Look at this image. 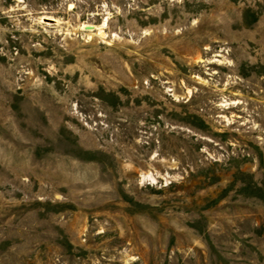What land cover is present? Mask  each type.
<instances>
[{"label":"rangeland","instance_id":"1","mask_svg":"<svg viewBox=\"0 0 264 264\" xmlns=\"http://www.w3.org/2000/svg\"><path fill=\"white\" fill-rule=\"evenodd\" d=\"M0 264H264V0H0Z\"/></svg>","mask_w":264,"mask_h":264},{"label":"water","instance_id":"2","mask_svg":"<svg viewBox=\"0 0 264 264\" xmlns=\"http://www.w3.org/2000/svg\"><path fill=\"white\" fill-rule=\"evenodd\" d=\"M87 28H91L90 26H88Z\"/></svg>","mask_w":264,"mask_h":264}]
</instances>
